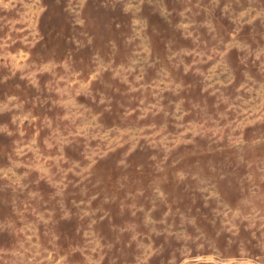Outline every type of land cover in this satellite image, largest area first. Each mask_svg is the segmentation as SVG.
Masks as SVG:
<instances>
[{"label": "rangeland", "instance_id": "374dc122", "mask_svg": "<svg viewBox=\"0 0 264 264\" xmlns=\"http://www.w3.org/2000/svg\"><path fill=\"white\" fill-rule=\"evenodd\" d=\"M0 264H264V0H0Z\"/></svg>", "mask_w": 264, "mask_h": 264}]
</instances>
